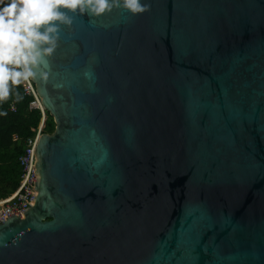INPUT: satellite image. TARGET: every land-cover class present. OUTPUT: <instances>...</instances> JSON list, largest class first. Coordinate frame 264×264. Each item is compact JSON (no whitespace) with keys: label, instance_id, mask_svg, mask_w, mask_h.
Here are the masks:
<instances>
[{"label":"water","instance_id":"obj_1","mask_svg":"<svg viewBox=\"0 0 264 264\" xmlns=\"http://www.w3.org/2000/svg\"><path fill=\"white\" fill-rule=\"evenodd\" d=\"M146 2L60 9L0 264H264V0Z\"/></svg>","mask_w":264,"mask_h":264},{"label":"clouds","instance_id":"obj_2","mask_svg":"<svg viewBox=\"0 0 264 264\" xmlns=\"http://www.w3.org/2000/svg\"><path fill=\"white\" fill-rule=\"evenodd\" d=\"M150 7L146 0H0V103L9 98V84L17 86L34 77L33 68L56 50L59 25L72 23L60 9L99 17L113 8L135 16Z\"/></svg>","mask_w":264,"mask_h":264},{"label":"trees","instance_id":"obj_3","mask_svg":"<svg viewBox=\"0 0 264 264\" xmlns=\"http://www.w3.org/2000/svg\"><path fill=\"white\" fill-rule=\"evenodd\" d=\"M9 87V98L0 103L3 113L0 114V198L17 189L23 172L18 159L25 151L28 137L34 134L31 128H36L42 117L40 109L29 106L33 96L24 92L21 83ZM45 114L43 132L52 133L55 123L48 112Z\"/></svg>","mask_w":264,"mask_h":264},{"label":"built area","instance_id":"obj_4","mask_svg":"<svg viewBox=\"0 0 264 264\" xmlns=\"http://www.w3.org/2000/svg\"><path fill=\"white\" fill-rule=\"evenodd\" d=\"M21 85L26 94L33 96L29 106L31 108H38L41 111L42 117L36 128H31L34 134L27 139V146L23 154L19 157L20 165L23 168L21 179L17 189L7 197L0 198V220L5 216L10 217L14 213H22L27 206H29L32 198L33 188V164H34V146L37 138L45 126V110L41 106L40 98L37 95L35 86L31 78L27 81H22Z\"/></svg>","mask_w":264,"mask_h":264}]
</instances>
